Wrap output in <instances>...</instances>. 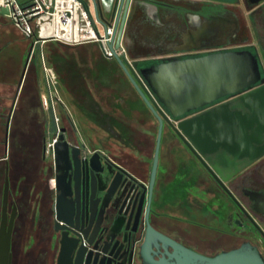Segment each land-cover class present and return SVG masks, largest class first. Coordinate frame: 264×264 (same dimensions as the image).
<instances>
[{
	"label": "flooded vegetation",
	"instance_id": "1",
	"mask_svg": "<svg viewBox=\"0 0 264 264\" xmlns=\"http://www.w3.org/2000/svg\"><path fill=\"white\" fill-rule=\"evenodd\" d=\"M195 1L132 0L126 20L125 42L130 56L137 62H144L139 63L140 67L170 57H195L223 49L257 52L253 44L229 47L230 43L244 41L249 30L247 22L242 20L244 15L240 2L250 16L251 26L257 31L254 25L257 18L248 0L234 3ZM218 18L228 20L220 24ZM34 58L35 55L31 59ZM78 99L74 101V109L87 117L96 118V121H76L64 105L54 111L45 106L42 94L34 90L25 97L21 96L13 111L9 134L11 152L26 146L41 161L30 162L31 155L24 153L28 161L24 165L27 163L30 168L17 169L14 177L15 189L19 193L8 208L10 217L16 207L12 264H19L20 252H26L27 264H57L63 237L76 243L82 251L96 247L95 251L108 256L120 250L124 255L123 264H145L141 255L147 230L148 198L152 188L151 172L156 145L155 139L154 151L151 153L153 145L150 135L153 131H142L134 126L133 129L125 130L128 125L125 122L118 123L113 114L103 111L94 96L85 95ZM233 99L235 97L222 98L184 118L224 103L233 104ZM231 104L229 108L235 112ZM144 106L148 112L145 109L143 111L156 122L157 137L158 120L147 105ZM57 114L60 115V118L57 116L58 120L55 118ZM258 126L259 121L255 120L249 130L253 139L241 141L235 146L239 150L238 157L228 152L225 145L208 153L216 162L223 155L236 159L234 167L221 165L225 176L238 171L229 179L226 189L174 133L170 124L165 122L166 135L162 137L148 214L153 228L206 256L250 246L253 253L261 255V264H264V153L256 158L259 150L264 149V132L259 137ZM98 129L105 131L106 135L101 136ZM63 140L68 142L69 156H63L62 166L58 168L54 155L47 153V145L53 143L55 148L56 143ZM113 140L118 142L116 147ZM5 142L6 135L0 157L2 153L5 154ZM0 160L1 183L6 176L8 158ZM41 173L43 177L38 181L29 175ZM59 175L61 185L72 188L73 192L70 197L73 213L68 216V221H57L56 218ZM144 191L146 198L143 209L136 219V210L132 216L133 203ZM90 201L96 204L94 213L89 212ZM109 216L119 222L113 230L107 220ZM168 251L174 250L168 246ZM153 256L155 260L169 258L164 249Z\"/></svg>",
	"mask_w": 264,
	"mask_h": 264
},
{
	"label": "water",
	"instance_id": "2",
	"mask_svg": "<svg viewBox=\"0 0 264 264\" xmlns=\"http://www.w3.org/2000/svg\"><path fill=\"white\" fill-rule=\"evenodd\" d=\"M210 1L234 3L237 0ZM131 2L132 0H114L113 2L93 0L95 15L104 31L107 32V28L113 26V41L110 43V48L114 52L115 60L159 123L151 172L152 188H150L147 206V230L141 257L145 264H261L263 262L261 255L257 252L253 253L250 246L224 251L215 256L197 253L157 231L148 218L165 122L170 124L174 133L188 146L219 184L227 189V182L238 171L225 176L221 165L234 167L237 163L236 159L232 160L223 155L222 159L216 162L208 156V153L218 150L220 145H225L228 152L238 157L239 150L235 146L241 141L253 139L249 130L252 129L255 120L259 121L257 135L260 137L264 132V71L261 55L258 51L254 53L248 49H223L195 57H170L158 63L140 67V62L134 58L132 62L128 53L117 52L121 43L125 42L126 20ZM263 3L264 0H248V5L253 8ZM1 12L8 14L9 9L4 7ZM106 14L110 16L107 17ZM218 20L222 24L228 19L218 18ZM58 43L66 45L60 41ZM32 50L33 43L7 117L6 155L9 148L11 119ZM225 97H235L234 103H224L203 113L184 118L185 115L212 105ZM229 104L236 109L235 112L231 111ZM243 111L246 113L243 114ZM263 153L264 149L259 150L256 158ZM63 156H69L68 142L65 140L56 143L54 148V160L58 168L62 166ZM5 177L0 221V264H12L16 207L9 217L8 204L11 188L8 166ZM59 179L60 175L57 181L56 218L57 221H68V216H72L73 213V202L70 199L73 192L72 188H64ZM146 191L139 199L137 197L134 200L132 216L136 210V219L143 209ZM96 208V204L88 202L90 213H94ZM107 220L111 223V230L117 227V223L119 224L113 216H109ZM168 246H171L174 251L169 252ZM161 249L166 251L169 258L155 260L153 255ZM95 250L96 247L82 251L76 243L63 237L57 264H123L124 255L120 250L111 252L108 256L101 255Z\"/></svg>",
	"mask_w": 264,
	"mask_h": 264
},
{
	"label": "rangeland",
	"instance_id": "3",
	"mask_svg": "<svg viewBox=\"0 0 264 264\" xmlns=\"http://www.w3.org/2000/svg\"><path fill=\"white\" fill-rule=\"evenodd\" d=\"M233 6L235 7V5ZM239 6L243 8L244 16H242V20L247 22L249 30H247L246 32L247 38L244 41L230 43L229 47L246 46L249 44H253L255 47H258L260 46V42H261L258 31H256L255 27L251 26L252 23L250 21V16L246 11V9L244 10V5L242 4V2H240ZM241 37L244 38V35H242ZM92 45L94 46V44ZM31 46H32V39L28 38L10 18L4 16L0 17V75L3 76L11 75L15 78L18 77V79H20ZM41 50L42 49L40 47L35 48L34 62L36 63L38 70L37 72L40 79V92L41 94L47 96L49 99L48 96L49 90L44 77L43 62L41 60V53H42ZM42 51H44L46 57L47 53H45L44 46ZM259 51H260L259 54L262 55V50ZM70 52H74L73 49H70ZM89 53L90 52L87 51L86 56H89ZM31 60L30 63L32 62ZM46 61H47V65L49 67H52L57 73L55 67H53L51 64H48V59H46ZM28 69L26 72V76L28 74ZM112 74L113 73L111 72L110 73L111 76L109 77L111 78L110 81H107L104 85H102V83L99 84L98 89L96 88L92 89L94 96L99 100L100 106L104 108L106 113H109L111 115L113 114L118 119L122 118L123 121L128 126L129 125L134 126V128L140 129L142 131L146 130V132H148L149 130L153 131L151 132L152 135H150L151 136L150 138L152 139L151 142L153 145L151 147V153H153L152 151H154L156 128H157L155 120L152 118L150 114H146L148 110L146 109V107L144 106L138 95L134 92L130 83L127 82L128 81L127 78L124 75H121L120 76L121 79L120 78L118 79V77H115ZM60 91H61L60 92L61 98L65 104V107L69 109L70 114L72 115V119L76 121L81 120L85 122L92 121L90 117H87L84 113H80L76 109H74L75 106L73 100L74 97L72 94H70L69 91L63 90V88H61ZM134 106H136V108ZM133 109L135 110L137 109V111L133 112ZM143 109H145L146 113L143 111ZM57 116L60 118L59 114H57ZM50 119L52 120V117ZM141 119L142 121H140ZM117 130L120 131L119 128H117ZM98 132L101 136L106 135L105 131H102V129L100 130L98 129ZM2 135L4 137V134ZM163 135H166L165 129ZM113 143H114V147L118 145V142H116V140H113ZM2 151H4V147L2 148ZM10 154H11V148L9 147L8 155ZM5 178L0 183V195L3 190V182L5 183ZM9 180H10L11 191L9 195L8 208L9 206L12 205V203L15 200V197L19 193L17 189H15L16 181L12 175H9ZM195 184H197L196 181Z\"/></svg>",
	"mask_w": 264,
	"mask_h": 264
},
{
	"label": "built area",
	"instance_id": "4",
	"mask_svg": "<svg viewBox=\"0 0 264 264\" xmlns=\"http://www.w3.org/2000/svg\"><path fill=\"white\" fill-rule=\"evenodd\" d=\"M4 7L9 9L8 14H2ZM1 16L10 18L27 37L34 38L31 58L35 55L36 47L42 49L48 41H60L68 46L91 43L105 59H115L110 48L113 26L108 27L107 32L104 31L95 15L93 0H0ZM41 52L49 90V99L47 96L43 99L46 107L55 111L60 100L58 75L47 65L45 54ZM117 52L128 53L123 42ZM55 118L58 120L57 115ZM47 153L54 155L53 143H48Z\"/></svg>",
	"mask_w": 264,
	"mask_h": 264
},
{
	"label": "trees",
	"instance_id": "5",
	"mask_svg": "<svg viewBox=\"0 0 264 264\" xmlns=\"http://www.w3.org/2000/svg\"><path fill=\"white\" fill-rule=\"evenodd\" d=\"M258 12V11H256ZM256 12L254 14L256 15ZM260 12V11H259ZM256 22L254 25L257 27L258 34L261 39L262 44V54L264 57V42H263V36H264V21L255 20ZM31 38V37H28ZM32 39V43L34 42V38ZM45 52L47 53V58L49 63L55 67L59 75L61 76V84L66 87V90L70 92V94L73 95L74 101L75 99L79 100L81 96L90 95L93 96L91 87L86 81H80L82 78L83 70L81 69V66L77 64L76 55L73 52H70V49L67 45H61L58 43V41H48L44 44ZM35 58L32 59V62L29 64L28 74L26 77L25 82V94L27 95L31 90H34L38 93L40 92V79L38 76V70L36 63L34 62ZM143 64L144 62H140ZM113 65L119 68L122 72V74L127 78L122 68L119 66L116 60H114ZM110 70V69H109ZM108 71V70H107ZM129 81V79L127 78ZM132 85V84H131ZM134 88V86H133ZM140 100L144 103L140 95L138 94ZM24 99V98H23ZM146 105V104H145ZM10 112V108L7 106L0 107V149L4 146V137L2 134L5 135V128L7 123V117ZM114 120L118 123H124L123 119H118L114 116ZM121 127V126H120ZM133 129V126H126L125 130ZM29 149V150H28ZM24 153L31 155L30 162H39L41 161L40 158H36V155H34V151H32L31 148H26V146L19 147L18 149H14L10 155H6L4 153L3 156L0 158H8V166H9V175H12L13 177L16 176V170L18 169H28L29 166L25 162H28L25 160ZM21 174L25 175L24 173L20 172ZM33 179H40L43 177L41 174H29Z\"/></svg>",
	"mask_w": 264,
	"mask_h": 264
},
{
	"label": "crops",
	"instance_id": "6",
	"mask_svg": "<svg viewBox=\"0 0 264 264\" xmlns=\"http://www.w3.org/2000/svg\"><path fill=\"white\" fill-rule=\"evenodd\" d=\"M105 1H108V0H105ZM109 1L113 2L114 0H109ZM256 11H258V12H256ZM254 12H256L255 16H256L257 20L264 21V3L258 7H255ZM106 16L109 17L110 15L106 14ZM261 43L262 42H260V46L257 45L258 47H256L258 52H260L259 50L262 49ZM124 44L126 45V42H124ZM68 47H69V49H73V51H74L73 53L76 55L77 64L79 66H81V69L83 70L82 78L80 79V81H86L90 85L91 91L94 88L98 89L99 84L102 83V85H104L107 81H110L111 78H109V77L111 76L110 75L111 72L113 73L112 75H114L115 77H118V79L120 78L121 75H123L121 70L113 65L114 60L105 59L101 55V53L97 50L95 45L93 46L91 43H87V44H82V45H77V46H68ZM126 47H127V45H126ZM42 50H43V48H42ZM87 51L90 52L89 56H86ZM128 55L130 56L129 52H128ZM261 57L264 59L263 54L261 55ZM46 59H48L47 56H46ZM130 60L133 62V58L131 56H130ZM29 64H30V62H29ZM48 64H50L49 61H48ZM57 75H58V80H59V88L60 89L63 88V90H66V87L61 84L62 78L58 72H57ZM21 76H22V74H21ZM26 77L27 76H25V78H24L23 85H22V88L20 90V93H19V96L17 99V103L20 101L19 99L21 98V96H24V97L27 96L25 94V91H24ZM20 79H21V77H20ZM20 79H18V77L15 78L11 75H8V76L0 75V107L7 106L11 109L12 102H13L14 96L16 94ZM127 82L129 83V81H127ZM92 94H93V92H92ZM44 96L45 95L42 94L43 98H44ZM93 96H94V94H93ZM59 97H60V100H58V102H57V108L62 107L63 105L65 106V104L61 98V93L59 94ZM94 98L96 99V101L99 104V100L95 96H94ZM43 102H44V99H43ZM17 103H16V105H17ZM44 104H45V102H44ZM16 105H15V107H16ZM45 106H46V104H45ZM102 109H103V111H105L103 107H102ZM91 119H92V121L97 120L94 117H92ZM2 194H3V191L1 192V195ZM19 254H20L19 255V260H20L19 264H27L26 252H20Z\"/></svg>",
	"mask_w": 264,
	"mask_h": 264
}]
</instances>
